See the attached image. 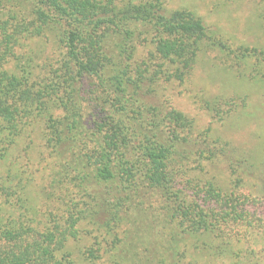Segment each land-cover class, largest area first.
Masks as SVG:
<instances>
[{
    "label": "trees",
    "instance_id": "16d2710c",
    "mask_svg": "<svg viewBox=\"0 0 264 264\" xmlns=\"http://www.w3.org/2000/svg\"><path fill=\"white\" fill-rule=\"evenodd\" d=\"M41 38L58 56L37 67L26 49ZM203 53L264 88V51L165 0H0V264H76L66 246L83 237L81 264H182L188 248L264 264L252 250L264 200L244 188L248 163L158 100ZM202 105L217 121L235 107ZM36 130L49 163L31 205L17 152ZM219 165L229 184L204 180Z\"/></svg>",
    "mask_w": 264,
    "mask_h": 264
},
{
    "label": "rangeland",
    "instance_id": "374dc122",
    "mask_svg": "<svg viewBox=\"0 0 264 264\" xmlns=\"http://www.w3.org/2000/svg\"><path fill=\"white\" fill-rule=\"evenodd\" d=\"M165 7L192 12L231 44L264 51V0H165ZM28 43L26 52L36 56L33 58L37 67L58 56L50 38L31 40ZM41 70L42 67L33 73ZM157 96L160 102H167L191 120L197 132L210 130L211 138L227 142L233 152V159L248 163L249 174L244 179L246 192L256 199L264 200V88L261 85L237 78L220 64L215 54L203 53L183 84H163L158 88ZM216 98L231 101L235 105L219 121L213 119L202 105V102ZM226 109L223 107L222 111ZM31 139V149L17 154L22 158L25 176L31 181L25 189L26 198L29 204L38 205L39 187L49 159L37 130ZM212 176H218L222 183L229 184L230 172L226 166L211 167L204 180ZM87 246L88 240L83 237L79 243L67 244L66 250L71 253L76 264H81ZM263 249L264 242L261 239L252 243L256 256ZM187 251L182 264H231L226 258L213 259L197 255L191 248Z\"/></svg>",
    "mask_w": 264,
    "mask_h": 264
}]
</instances>
